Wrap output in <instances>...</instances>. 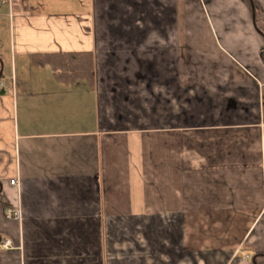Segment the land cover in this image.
<instances>
[{
  "label": "crops",
  "instance_id": "0c3cea01",
  "mask_svg": "<svg viewBox=\"0 0 264 264\" xmlns=\"http://www.w3.org/2000/svg\"><path fill=\"white\" fill-rule=\"evenodd\" d=\"M0 17V264H264V0H7ZM54 52L90 53L93 86L33 61Z\"/></svg>",
  "mask_w": 264,
  "mask_h": 264
},
{
  "label": "trees",
  "instance_id": "16d2710c",
  "mask_svg": "<svg viewBox=\"0 0 264 264\" xmlns=\"http://www.w3.org/2000/svg\"><path fill=\"white\" fill-rule=\"evenodd\" d=\"M262 39L264 33L261 30ZM261 59L264 64V48L261 49ZM38 65L49 64L55 78L63 83L84 80L90 87L94 84V58L88 52H54L47 53L33 59Z\"/></svg>",
  "mask_w": 264,
  "mask_h": 264
},
{
  "label": "rangeland",
  "instance_id": "374dc122",
  "mask_svg": "<svg viewBox=\"0 0 264 264\" xmlns=\"http://www.w3.org/2000/svg\"><path fill=\"white\" fill-rule=\"evenodd\" d=\"M9 24H8V18H1L0 17V61L3 63L1 64L0 62V71H1V77H0V83L4 84L6 83V79L7 78H11V70H10V66L12 64V61H10V54H11V49H10V46H11V37H9ZM19 59V58H18ZM17 59V61H18ZM46 72H42L40 71V77H43V76H49L48 75V68L46 67ZM17 74H18V82L19 83H23V80H29V82H31V80L33 78H35L36 76H39V74H34L32 73L30 78H29V75L26 73V71L24 70L23 72L20 71V67L17 68Z\"/></svg>",
  "mask_w": 264,
  "mask_h": 264
},
{
  "label": "built area",
  "instance_id": "2783aa9c",
  "mask_svg": "<svg viewBox=\"0 0 264 264\" xmlns=\"http://www.w3.org/2000/svg\"><path fill=\"white\" fill-rule=\"evenodd\" d=\"M7 0H0V4L2 3H5ZM9 2L12 4L13 0H9ZM9 183H14V179H10V182ZM6 218L11 220V219H18L20 220L21 218V211H19L18 209L16 208H8L6 209ZM2 246L5 247V248H10L11 247V241L9 240H5V241H2ZM247 258H249V256H247Z\"/></svg>",
  "mask_w": 264,
  "mask_h": 264
},
{
  "label": "water",
  "instance_id": "95a60500",
  "mask_svg": "<svg viewBox=\"0 0 264 264\" xmlns=\"http://www.w3.org/2000/svg\"><path fill=\"white\" fill-rule=\"evenodd\" d=\"M0 62H1V61H0ZM1 64H3V63L1 62ZM1 75H2V74H1V71H0V77H1Z\"/></svg>",
  "mask_w": 264,
  "mask_h": 264
}]
</instances>
